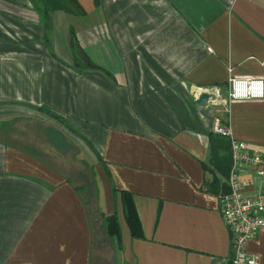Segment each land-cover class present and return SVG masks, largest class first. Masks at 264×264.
Instances as JSON below:
<instances>
[{"label": "crops", "instance_id": "obj_1", "mask_svg": "<svg viewBox=\"0 0 264 264\" xmlns=\"http://www.w3.org/2000/svg\"><path fill=\"white\" fill-rule=\"evenodd\" d=\"M78 1L83 18L46 25L0 9V120L33 125L0 140V264H229L225 187L202 164L216 120L264 156V97H229L264 82V0ZM69 28L95 69L73 68ZM241 182L264 195V174ZM111 217L114 238L96 223ZM246 252L264 264V229Z\"/></svg>", "mask_w": 264, "mask_h": 264}, {"label": "built area", "instance_id": "obj_2", "mask_svg": "<svg viewBox=\"0 0 264 264\" xmlns=\"http://www.w3.org/2000/svg\"><path fill=\"white\" fill-rule=\"evenodd\" d=\"M251 1V0H245ZM233 100L240 98L264 97V82L253 80L230 81ZM209 101L214 105L220 102L218 90L212 89ZM222 101V100H221ZM213 131L222 137L229 138L231 170L228 178L229 193L219 200V213L224 225L230 233L229 264H260L258 257L246 252L249 241L264 229V195L246 196L243 194L241 170L248 168L262 177L264 174V156L257 150H252L242 141L231 137L226 127H221L216 120Z\"/></svg>", "mask_w": 264, "mask_h": 264}, {"label": "trees", "instance_id": "obj_3", "mask_svg": "<svg viewBox=\"0 0 264 264\" xmlns=\"http://www.w3.org/2000/svg\"><path fill=\"white\" fill-rule=\"evenodd\" d=\"M35 8L33 9L38 13L39 19L42 24L46 25L47 17L51 14L57 12H63L67 15H81L82 10L79 7L76 0H34ZM69 45L72 54V65L73 68L80 71L95 69L96 66L91 63L90 59L87 55L82 51L77 43V39L75 37V33L73 28H69ZM56 120L62 122L61 119L52 115ZM217 139L214 140V144H210L208 149V160L205 164H202L204 171L207 173L210 171L211 179L210 181H206L210 186L213 183H216L217 187H225L223 191L218 192L219 199L224 197L229 193V185L228 178L231 170V155H230V141L229 138L222 137L218 134ZM217 170V172H216ZM127 202V200H126ZM125 202V220L128 226L131 228L132 232H134V223L136 220L135 212L129 203ZM102 228V232L104 235L109 238L118 237V224L115 217H111L107 223H104L100 220H96Z\"/></svg>", "mask_w": 264, "mask_h": 264}, {"label": "rangeland", "instance_id": "obj_4", "mask_svg": "<svg viewBox=\"0 0 264 264\" xmlns=\"http://www.w3.org/2000/svg\"><path fill=\"white\" fill-rule=\"evenodd\" d=\"M76 1L78 3L79 7L82 10V14L81 15H74L73 17H76L77 19L78 18H83L85 13H84V11L82 9V5L80 6V2L78 0H76ZM35 4L36 3H35L34 0H0V9H2V10L3 9L4 10H11V9L18 10V9H21V8H31V9H33V7L35 8ZM57 13H59V12H57ZM36 14H37V16H35V18L38 19V17L40 15H38L37 12H36ZM49 17H50V15L47 18H49ZM76 23H77V21H76ZM74 33H75V31H74ZM68 39H69V34H68ZM10 119H12V118L1 119L0 120V122H2L1 124L5 123L4 124L5 128L2 130V133H1L2 136L0 137V140L2 142H6L8 144H12V145L18 147V146H20V143H17V142H19V140H17L18 134L23 133L22 136L23 137H27L28 136V131L30 132L31 130H33V125L28 120H14V121H12ZM14 140H15V143L13 142Z\"/></svg>", "mask_w": 264, "mask_h": 264}, {"label": "water", "instance_id": "obj_5", "mask_svg": "<svg viewBox=\"0 0 264 264\" xmlns=\"http://www.w3.org/2000/svg\"><path fill=\"white\" fill-rule=\"evenodd\" d=\"M209 98H210L209 94L207 93L201 94L197 99V106L204 107L209 101Z\"/></svg>", "mask_w": 264, "mask_h": 264}]
</instances>
